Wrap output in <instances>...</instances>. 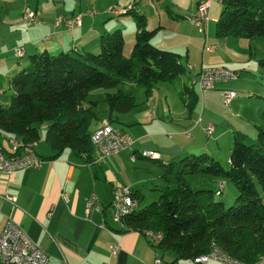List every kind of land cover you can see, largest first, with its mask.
<instances>
[{"label":"crops","instance_id":"crops-1","mask_svg":"<svg viewBox=\"0 0 264 264\" xmlns=\"http://www.w3.org/2000/svg\"><path fill=\"white\" fill-rule=\"evenodd\" d=\"M50 1V4H40L35 0L32 6L31 0H0V104L6 101L9 93L8 78L27 63L30 54L42 50L55 54L69 49L95 52L98 35L112 28L125 31L122 34V54L127 56L130 52L134 23L132 25L127 18L119 15L123 12L118 11L112 23L107 24L99 22L96 16L82 13L81 9L74 12L64 8L60 12L59 7H64L63 1ZM199 1L202 0H193L191 15ZM210 3L209 0L208 8ZM24 8L34 11L38 23L25 25L22 17ZM73 13L80 14V23L72 29H65L63 21L53 24L55 16L67 18ZM148 21L147 29L156 28L149 42L158 48L177 52L186 71L179 77L177 86L173 81L156 82L147 96L142 89L145 103L140 110L134 106L128 112L113 114L116 122L110 125L127 132L130 145L96 162L93 161L94 153L90 160L84 161L68 149L51 157L54 151L44 142V126L41 125L38 139L32 145L34 153L41 158L40 165L9 175L0 173V230L6 218L12 220L45 252L49 264H151L154 256L161 257L165 262L172 260V253L149 246L143 229H132L122 221L113 220L110 205L112 187L116 184L128 186L132 193L138 191L141 198L145 190L157 192V188L164 185L161 164L195 150L207 149V143L202 142L199 134H203L202 130L208 124L213 126L211 135L218 148L220 143L230 142V136L232 138L234 134H239L243 140L245 136L253 137L255 134V125L260 121L259 113L263 106L255 101L258 98L255 97L264 95V73L259 70L261 67L254 65L263 55L257 54L255 49L259 47L255 39H216L211 33L212 20L210 24L207 20L204 34L196 30L188 38L180 33L162 34L164 30H157L165 28L160 19ZM182 45L184 62L181 60ZM17 46L22 47L20 57L13 54ZM206 46L210 49L203 50ZM201 66H221L230 70L245 67L246 70L256 71L257 76L252 78L259 81L249 79L248 74L238 73L236 79L215 81L212 88L201 93H198L197 84L193 83L191 86L196 100L186 106L187 98L180 94L182 85H189L190 79L195 80ZM120 84L129 86L132 91L137 86L128 81ZM228 90L235 92V96L229 101L230 112L225 116L220 106L221 93ZM132 91L126 93L135 97ZM99 92L103 96L105 90ZM94 95H97L95 89L88 91L82 104L86 106L87 101L96 102ZM175 96L177 100H174ZM198 97L200 106L196 107ZM133 110L136 112L130 113ZM213 113H219L217 118ZM102 115V121L90 122L89 133L99 125L107 124L106 108ZM9 137L16 136L0 129V146L4 152L12 150ZM230 144L225 146L228 150ZM145 150L157 152L158 158L141 156V151ZM226 161L228 163V156ZM90 194L95 196V202L86 209L85 198ZM6 195L14 197V203L8 202ZM114 243L118 245V250L112 256L108 246ZM174 264L199 263L177 259ZM206 264L228 263L207 259Z\"/></svg>","mask_w":264,"mask_h":264},{"label":"trees","instance_id":"trees-1","mask_svg":"<svg viewBox=\"0 0 264 264\" xmlns=\"http://www.w3.org/2000/svg\"><path fill=\"white\" fill-rule=\"evenodd\" d=\"M214 37H264V0H218ZM124 11L133 19V42L127 56L122 54L119 29L98 35L96 52L74 49L49 54L42 50L28 56L27 63L8 78L6 101L0 104V129L22 141L38 139V124H44L43 140L57 156L68 149L84 161L92 157L88 127L95 118V101H86L88 91L109 89L131 82L149 95L156 82H170L185 74L177 52L152 45L156 28L147 29L144 15L132 8ZM264 68V57L257 59ZM186 106L196 100L191 84H183ZM255 125V137L244 142L232 135L228 166L205 152L190 153L161 164L164 185L154 200L140 205L138 191L132 196L137 207L122 218L125 226L161 233L157 249L177 259L204 254L213 242L221 251L245 264L264 259V98ZM107 124L116 122L114 113L135 106L130 93L116 89L103 94ZM207 174L231 181L236 196L224 207L214 195L220 191L191 187L187 175ZM161 258V257H160Z\"/></svg>","mask_w":264,"mask_h":264},{"label":"built area","instance_id":"built-area-1","mask_svg":"<svg viewBox=\"0 0 264 264\" xmlns=\"http://www.w3.org/2000/svg\"><path fill=\"white\" fill-rule=\"evenodd\" d=\"M208 6L209 0L199 1L195 6L193 14L188 17V20L195 29L202 33L207 23ZM108 10L115 14L118 13L117 9L109 8ZM22 17L25 19V25L38 23L34 11L28 8L23 9ZM60 21L61 19L58 17L54 19L53 24L57 25ZM63 23L64 28L70 30L80 23V16H69L63 20ZM209 49V46L203 48V50ZM13 54L15 57H20L22 55V47H15ZM237 76L238 73L235 70H230L221 66H201L197 71L196 79H190V84L196 83L198 93H201L212 88V84L215 81H231L236 79ZM234 96L235 92L233 91H223L221 93L222 104L227 105ZM202 131L204 136L208 138L211 136L213 126L208 124ZM11 137H9V142L12 145V150L10 152H4L0 146V173L9 175L23 168L38 167L41 163V158L32 150L34 140L25 142L17 137ZM89 140L94 153V162L103 160L104 157L128 147L131 143V139L127 132L110 124H102L93 129L89 133ZM140 155L158 158L157 152L152 150L141 151ZM220 185L221 184H219V186ZM219 191L220 190L217 189L216 193ZM5 199L10 203H14V197L12 196L6 195ZM94 202L95 196L90 194L85 198V208L88 209ZM110 205L113 220L121 221L125 215L131 213L137 207V200L133 198L132 191L128 186L116 184L111 189ZM142 233L149 246L156 248L160 241L161 233L149 229H144ZM108 249L109 253L113 256L118 250V245L115 243L110 244ZM207 259L228 264H245L221 251L213 242L209 243L206 253L193 257L191 261L194 263L206 264ZM0 264L49 263L45 252L37 244L32 242L16 223L6 218L0 230ZM151 264L170 263L163 261L159 256H154ZM254 264H264V259H260Z\"/></svg>","mask_w":264,"mask_h":264},{"label":"rangeland","instance_id":"rangeland-1","mask_svg":"<svg viewBox=\"0 0 264 264\" xmlns=\"http://www.w3.org/2000/svg\"><path fill=\"white\" fill-rule=\"evenodd\" d=\"M34 1L35 0H31L32 6L34 4ZM62 1H63L64 7L63 8L59 7L60 12L64 8L65 9L67 8V10L73 9L74 12H78V10L81 9V12L84 14L88 13L90 16H96V18H97V20H99V22H103V23L107 22V24H110V23H112V19H114L116 17V14H113L108 9L113 8V9H117L119 12H123L119 15L121 17L127 18L132 23V25H133V19L131 18V16L129 14L124 13V11L133 3L132 8L135 9L137 12L143 14L145 21L149 20L148 22H153V21L156 22L157 20L160 19V24H163L165 26V28L159 27L157 30H159V31L164 30V31H162V34H169V35L175 34V35H177L180 33V34H183L184 36H186V38H188L190 36L191 32L196 31L195 27L192 26L190 21L187 20L188 16L191 15L190 10H191V5L193 3V0H62ZM210 1H211L210 7L207 9V20H208L209 24L212 20L210 25H211V33L213 34L214 33V20H215V17L217 16V13L219 12L220 4H219L218 0H210ZM50 2H51L50 0H36V3H40V4H50ZM54 2L57 3V1H54ZM58 2H60V0H58ZM127 3H128V5L125 7V5ZM59 4L61 5V3H59ZM38 7H39V5H38ZM168 12H170L171 14ZM174 14H176V15H174ZM73 15H79L80 16L79 13H73L69 16H73ZM172 15H174V16H172ZM58 17L61 19V21H63L66 18V17H63L61 15H57L54 17V19H56ZM147 26H149V24ZM205 28H207V27H205ZM112 30H113V28L110 31H112ZM124 32L125 31L121 30L122 34H124ZM204 33H205V29L203 31V34ZM253 38L255 39L254 40L255 43H257V45L259 47L258 49L257 48L255 49L257 54L263 55L262 57H264V37L263 36H256ZM227 39H229L228 41H248V40H244L241 38H234V37H230ZM247 39H249V38H247ZM228 43H230V42H228ZM252 48H251V50H253ZM180 50H181V55H182L181 60H182V62H184V59H183L184 45H182V48H180ZM249 61H252V60L249 59ZM256 63H257V61L254 62L255 67H259L256 65ZM245 70H246L245 67H239L235 71L237 73H239L240 75L248 74L249 79L259 81L258 79H254L255 76H257L256 71H249V70L245 71ZM259 70L264 73V68L263 69L259 68ZM179 77L180 76H177L174 79H172L173 83H176V86H177L178 80L180 79ZM252 77H254V78H252ZM117 86H119V88L122 91L124 90L123 92L132 91L129 88V86L121 85V84H119ZM133 89L134 90L132 92H134V96H135L134 101L136 103L135 107H138V109L140 110L142 108L141 105L143 103H145L144 102L145 99H144L143 94H142V88L140 86H136ZM95 90L97 91V95H94L95 96L94 98L96 100V106L94 108V112H95L97 119L94 120L95 119L94 118L93 121H91L92 124L95 121L96 122L102 121V118H103L102 113H105L106 106H105V103L103 101V96L100 95L99 91H103V90H105V92L106 91H112L111 88H109V89H103V88L100 89L99 88V89H95ZM262 97H264L263 94L256 96L255 98H257V99L255 101L256 102L258 101V103L261 102L263 104V100L261 99ZM177 99H178L177 96H175L174 100H177ZM169 100L171 101V98H169ZM195 105H196V107L200 106L199 97H198L197 102H195ZM220 106L222 107L221 109L224 110L223 115L227 116L230 112L229 111L230 109L228 108V104L227 105L220 104ZM163 107H164V105H163ZM135 112H136V110H133V112H130V113H135ZM213 114H214V118H217V116L219 115V113H213ZM41 125L44 126V124H38V126H37L38 135H39V127ZM199 135L202 139V142L207 143V149L205 148V149L195 150V152H193V153L197 154L200 152H205L208 155H210L211 157L215 158L223 168H227L228 163L226 161V158L229 154L230 149L228 150L225 146L228 143L230 144L231 136H230V142L227 140L224 142L225 144L220 143L219 148H218L212 139V135L210 138L204 137L203 134H199ZM254 137H255V134L253 137L245 136L244 142H246V143L251 142L254 140ZM230 148H231V144H230ZM186 180L191 187L210 188L213 190L219 189L220 194L219 195L213 194L212 197L214 200H216V199L220 200L224 207L230 205L236 196V190H235L233 184L231 183L230 180H228L226 178L210 176L207 174H193V175H187ZM219 184H221V185L219 186ZM157 195H158V191L155 192V190L143 191L142 192V198L140 200V205L146 204V203L150 202L151 200H154L157 197Z\"/></svg>","mask_w":264,"mask_h":264}]
</instances>
